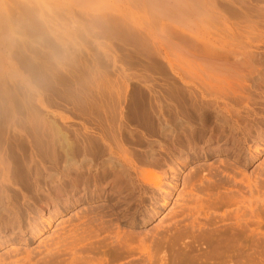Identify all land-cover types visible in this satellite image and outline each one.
Instances as JSON below:
<instances>
[{
  "label": "rangeland",
  "instance_id": "rangeland-1",
  "mask_svg": "<svg viewBox=\"0 0 264 264\" xmlns=\"http://www.w3.org/2000/svg\"><path fill=\"white\" fill-rule=\"evenodd\" d=\"M111 43L115 52L107 56L93 47L89 55L76 54V66L69 69L72 82L65 69L53 74L46 102L69 126L63 127L54 158L31 155L21 138L7 146L12 184H0V227L5 218L12 226L39 223L45 228L35 241L16 243L15 253L2 257L4 263L264 264V150L255 155L249 151L251 141L239 136L234 150L224 155L191 154L194 140L200 143L207 132L204 122L220 130L215 114L188 98L181 80L164 62L131 44ZM70 83L74 101L68 97ZM77 132L91 143L77 142ZM109 146L119 147L156 176L162 158L175 167L180 182L166 207L160 208L155 178L136 180L134 191L121 198L103 197L101 209L91 206L100 200L91 198L92 177H103ZM171 149L190 155L184 162L174 161L167 157ZM73 181L82 189V199L76 202L71 197ZM57 187L67 200L56 204L47 225L40 208ZM182 190L184 202L173 206ZM150 200L157 214L147 221ZM75 229L81 239L78 246ZM150 233L154 238L141 242ZM119 238L128 254L118 250ZM42 240L45 244L39 246Z\"/></svg>",
  "mask_w": 264,
  "mask_h": 264
},
{
  "label": "bare ground",
  "instance_id": "bare-ground-1",
  "mask_svg": "<svg viewBox=\"0 0 264 264\" xmlns=\"http://www.w3.org/2000/svg\"><path fill=\"white\" fill-rule=\"evenodd\" d=\"M31 32L38 37L33 38ZM113 40L164 62L181 80L188 98L215 114L220 130L204 122L207 132L200 143L194 140L191 154L224 155L234 150L239 136L251 141L249 151L255 155L264 150V0H0L1 185L12 184L6 154L11 139H23L31 155L55 157L58 138L64 134L63 127L69 126L46 102L53 76L65 69L72 82L69 69L76 66L75 55H89L93 47L107 56L115 52ZM75 95L70 83V101ZM85 135L77 132L75 139L91 143ZM190 152L171 149L167 157L184 162ZM105 155L108 166L103 177H92L91 198L100 197L93 208L105 206L103 197L121 198L134 191L136 180L151 178L156 179L160 208L166 207L180 182L175 167L162 158L160 176H156L119 147L109 146ZM72 184L71 197L76 202L82 199V189L77 181ZM184 196L183 190L178 192L173 206L181 207ZM66 200L57 187L40 208L45 224L57 212L56 204L65 205ZM148 205L147 221L157 214L154 201ZM1 222L0 250L9 245L0 254L1 264H5L3 256L15 253L16 243L35 241L44 227L39 223L12 226L5 218ZM77 231L76 246L81 241ZM148 237L154 238L145 234L141 242ZM44 240L38 245L45 244ZM124 242L116 240L122 255L129 253L123 250Z\"/></svg>",
  "mask_w": 264,
  "mask_h": 264
}]
</instances>
